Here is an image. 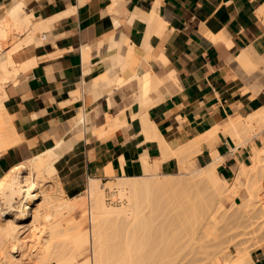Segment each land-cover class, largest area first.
I'll return each instance as SVG.
<instances>
[{"label": "crops", "instance_id": "crops-1", "mask_svg": "<svg viewBox=\"0 0 264 264\" xmlns=\"http://www.w3.org/2000/svg\"><path fill=\"white\" fill-rule=\"evenodd\" d=\"M263 6L264 0H33L29 10L37 20L57 18L51 33L39 34L41 42H31L16 54L18 63L35 64L6 88L7 113L21 141L0 155V175L55 146L59 138L81 132L73 125L86 107L90 121L83 123L85 137L92 124L106 125L107 114L117 115L125 108L128 125L64 151L57 167L72 174L65 183L68 191L82 190L89 176L106 180L107 166L139 175L143 157L160 161V175L178 173L182 163L206 165L213 159L208 148L179 157L169 145L182 148L183 140L194 141L216 130L236 109L244 113L264 106V89L252 99L250 91L245 95L253 80L237 62L241 50L257 42L264 52V16L258 12ZM110 39L119 45L111 46ZM117 59L125 65L119 66ZM145 71L158 86L149 91V96L154 93L149 108H141L136 99L140 87L134 76ZM105 73L132 79L113 86L110 98H97L86 84ZM141 114L165 119L157 131L169 144L160 136L147 138ZM225 135L218 133L221 141L215 150L224 157L220 173L231 174L238 157L231 151V136Z\"/></svg>", "mask_w": 264, "mask_h": 264}, {"label": "bare ground", "instance_id": "bare-ground-1", "mask_svg": "<svg viewBox=\"0 0 264 264\" xmlns=\"http://www.w3.org/2000/svg\"><path fill=\"white\" fill-rule=\"evenodd\" d=\"M31 3L33 0H0V155L21 141V137L13 127L12 119L7 113L6 88L12 82H19L20 73L35 64V62L20 64L15 61L14 55L31 42H41L37 32L51 33L52 22L57 18L37 20L34 13L29 10ZM116 3H113L114 6H117ZM107 8L110 10L109 7ZM258 12L264 16V6ZM21 32H26V37L23 35L20 42L13 43L11 35H18ZM113 40L110 39L112 42L110 44L114 47L122 42L121 38L117 41L118 43ZM119 49L121 50V48ZM131 52L130 49L128 53ZM88 53V50L84 52L86 60ZM126 53L124 55H130ZM120 55L123 56L121 53ZM124 57L123 60L127 61L128 57L125 59ZM114 59L116 60V55ZM121 59H117L118 65L124 66L125 62ZM237 62L244 74L253 80V85L244 89L247 97L249 96L248 92H251L249 98L252 99L264 89V52L260 42L242 49L240 56L237 57ZM127 63L129 62L127 61ZM112 70L109 73L113 75L116 69L113 73ZM110 74L105 73L94 81H88L87 91H92L97 98L102 95L110 98V90L113 86L125 84L127 80L132 79H115L114 75ZM134 77L139 80L140 87V93L136 99L141 108H149L154 103L152 100L154 93L152 92L153 94L149 96V91H157V83L146 71L141 75L136 74ZM178 108L173 116L177 117L176 113L180 111V107ZM128 112V109L125 108L120 110L117 115L107 114V124L100 127L92 124L88 128V136L85 137L82 132L76 131L67 138H59L55 146L35 152L30 160L20 163L4 173V177L0 178V264H37L33 261L36 258L40 262H48L55 256L49 248L40 254L39 252L42 251L40 248H30L29 242L21 236V224L18 219L19 215L26 212H30L34 224H39L41 227L39 232L32 235V243L36 245L41 242L43 234H50L53 241L58 240L60 234L66 231L64 226L67 228L66 223L70 221L68 219L70 213L78 206L84 211L81 219L69 229L71 232L69 244L72 249L59 256V264H175L178 261L176 259H181L179 258L181 255L182 259L184 257L191 258L190 261L187 260L188 262L185 258L182 261L179 260L181 262L185 260V264H190L199 256L203 260L199 259L201 257L197 258L199 263L204 264L208 259H203L205 255L203 252L209 248L205 238L207 237L208 242L209 239H211L210 242L216 239L217 225L219 227L224 218V223L228 221L227 223L230 224L229 220L231 219V224L233 221H239L241 224L242 220H245L248 225L246 223L241 226H256L258 229H264V221H261L264 218L263 105L247 114L236 109L235 114L217 124L216 130H207L194 141L183 140L182 148L169 145L173 148L174 154L179 157L185 152L197 153L205 147L208 148L213 159L204 166L182 163L178 173L160 175L158 174L160 161L156 159L154 163H151L148 157H143V166L139 175L129 176L107 166L106 176L111 178L107 183L97 176H89L84 188L88 194L86 201L81 198L84 196L83 189L66 190L65 182L53 164V160L61 156L66 149L90 141L92 136L101 138L117 128L126 127ZM89 113V107L82 110L74 120L73 128L77 129L79 124L85 123ZM130 114L135 115L132 112ZM140 117L142 129L147 138L152 135L160 136L162 142L169 144L167 139L159 135L157 131L158 124L165 119L155 120L146 114H141ZM180 129L182 130V127ZM219 132L231 136L232 152L239 147L246 148L244 152L236 154L238 164L234 166L231 174L220 173V165L223 164L224 157L215 150V146L220 140ZM257 139H260L262 144H258ZM169 155L168 152H164V158H168ZM247 158L250 159V163L246 162ZM121 165L120 167H122ZM186 170H190L195 175L184 178ZM241 192L244 193V197ZM72 196L78 197L79 201H75ZM161 212L167 213L166 221L159 222ZM220 215H222L221 219ZM225 215L226 217L222 219ZM227 223L225 226L223 224V229L226 232L231 230L228 229ZM232 226L234 225L232 224ZM232 226L230 227L232 228ZM207 229L213 230V233H209ZM235 229L233 227L231 234L242 233L238 231V226ZM182 230L185 231L182 232ZM184 232L185 234H183ZM214 233L216 235H213ZM242 234L237 237H244L246 232ZM196 235L199 241L197 240L195 243L192 241L197 237ZM232 235L231 240L233 241L234 234ZM237 237L235 235L237 240H234V243L231 241L233 245H237L236 250L227 249L231 256L229 253L228 255L225 253L226 256L224 255L223 259H219L218 262L229 260L231 262H228L231 264H264V250L259 245V240L251 237L243 243L241 242L240 245V241L243 240L241 238L239 241ZM201 239L205 241V244ZM236 241H239V246L238 242L235 244ZM198 242L204 244L206 248L203 250L204 247L202 248ZM191 244H193V248ZM242 245L244 246L242 247ZM88 246H90L91 255L86 260H79V255L89 250ZM177 246H183V249ZM190 246L191 249L188 250ZM186 249L189 257L185 256ZM177 250L179 251L177 252ZM199 250L202 255L199 254ZM175 251L177 255L180 254L178 258ZM234 252L237 253L235 256ZM194 253L196 256L194 255L193 259ZM212 258L209 260L210 264L214 262ZM197 259V264H199ZM194 261L192 264L196 262Z\"/></svg>", "mask_w": 264, "mask_h": 264}, {"label": "rangeland", "instance_id": "rangeland-1", "mask_svg": "<svg viewBox=\"0 0 264 264\" xmlns=\"http://www.w3.org/2000/svg\"><path fill=\"white\" fill-rule=\"evenodd\" d=\"M30 9V8H29ZM45 32V31H44ZM40 33H42L43 34V32H37V35H39ZM22 35V36H21ZM23 35H24V37H26V32H21L20 34H12L11 35V37L13 38V43H17L16 41H21V39L23 38ZM22 37V38H21ZM15 38V39H14ZM20 38V39H19ZM15 40V41H14ZM18 42V43H19ZM25 46H27V45H25ZM24 46V47H25ZM23 48V47H22ZM17 54V53H16ZM16 54L14 55V58H15V60H16V62H18V60H17V58H16ZM129 78H131V77H129ZM129 78H127V79H129ZM251 110H253V109H249V110H246L247 112H244V114H247L249 111H251ZM90 121V118L88 117L87 119H86V122L88 123ZM78 129H80L81 130V132H82V130H83V124H79V126H78V128H77V130ZM257 142H258V144H262V142H261V140L260 139H257ZM241 149H246V148H244V147H240ZM234 153L235 154H237V150H234ZM63 156V155H62ZM62 156H58L56 159H54L53 160V164L57 167V162L61 159V157ZM246 162H248V163H250V159L248 158L247 159V161ZM57 169H58V171H59V173L61 174V176H62V178H63V176H64V180H65V183L67 182L68 183V181H69V179L71 178L70 176H72V174H71V172H69L68 170L69 169H64L65 171H63V172H61L60 171V169L57 167ZM7 172V171H6ZM185 173V174H184ZM183 174H184V178L185 177H193L194 175H195V173H191V171L190 170H186L185 172H184ZM194 174V175H193ZM183 176V175H182ZM181 176V177H182ZM4 177V174H1L0 175V178H3ZM160 177H163V176H160ZM111 178L110 177H108L106 180H103V179H101L102 181H104L105 183H107L109 180H110ZM88 180H89V178L86 180V183L88 182ZM86 186V185H85ZM85 186H84V188H85ZM68 187V186H67ZM67 187L65 186V189L67 190ZM83 188V194H84V196L83 197H81L82 199H84L85 201L87 200V191L85 190ZM70 191V190H69ZM241 195L244 197L245 195H244V193L243 192H241ZM73 198H74V200L75 201H79V198L77 197L76 198V196H72ZM80 198V199H81ZM83 212L84 211H82V209L78 206V208H76L73 212H71L70 213V215H69V218L68 219H70V221L69 222H67L66 223V225H67V228H66V226H64L65 227V229H66V231H64V232H62L61 234H60V236H59V239L58 240H54L53 241V239H52V236L50 235V234H43L42 236H43V238H41V242H39L38 244H36V245H34L33 243H32V238H33V233H35V232H39V230H40V225L39 224H34V221H33V218L31 217V213L30 212H26L25 214H23V215H19V223L21 224V236L24 238V239H26L29 243H28V246L30 247V248H32V247H34V248H40L42 251H40L39 253L40 254H42L44 251H46V249H51V253H53V254H55V256L52 258V259H49V261L48 262H40L39 261V259L38 258H36V259H34L33 261L35 262V263H37V264H59V259H60V255L62 254V253H66V251H69V250H71L72 248H71V246H70V244H69V241H70V231H69V229H71V226L74 224V223H76L77 221H79L80 219H81V217H82V215H83ZM223 214V213H222ZM166 215H167V213L166 212H161V215L159 216V222L161 221V222H163V221H166L167 220V217H166ZM224 215V214H223ZM221 216L222 215H220V219H221ZM230 215H228V217H229ZM224 217H226V215L225 216H223L222 217V219L224 218ZM230 218V217H229ZM218 219H219V217H218ZM225 219V218H224ZM223 219V222H221V224H220V222H219V227H218V225H217V228H218V234H217V237L216 236H212V237H216V239H214V240H216V241H214L213 239V241L212 242H210L211 241V239H209L210 241L208 242L207 241V237L205 238V240H206V245H208L209 246V248L208 249H206V250H204L206 247H204V242L205 241H203L202 239V243H204L203 245L202 244H199V243H201V242H198V244L199 245H202L201 247L203 248V250H204V252L203 253H205V255H204V257H203V259H208V260H206L207 262H205L206 264H210V261L209 260H211V258L212 257H214V258H212L213 260L212 261H214V262H212V263H215V264H231V263H229V262H231V261H224V260H221V262L219 263L218 261H219V259H223L222 257L225 255L226 256V254L225 253H227V255H228V253H229V255L231 256V254H230V251H235L236 250V248H237V245L235 246V245H233L232 243H231V236H233L232 234H234V237H232L233 238V241L234 240H237L236 238H235V235H236V237L237 236H239V235H241L243 232H246V235L244 236V237H241V238H238V240L240 241V239L241 240H243V241H240V245H241V242L243 243L244 241H246L248 238H251V237H253V238H256V239H258L259 240V245L261 246V248L264 250V229H258L256 226L254 227V226H251V227H248L247 225H248V223L247 222H245V220H242V225H244V224H246L247 223V225H245V226H241V224H240V222L239 221H233V225L234 226H232V224H231V219L229 220L228 218V220H229V223L231 224H228L227 222H225L224 223V220ZM226 219V220H227ZM15 220H17V219H15ZM217 221H220V220H217ZM222 221V220H221ZM261 221L263 222L264 221V218L263 219H261ZM238 222H239V224H238ZM244 222V223H243ZM216 224H217V222H215ZM226 223L228 224L227 226H229V228L228 229H231V230H233V227H234V229H235V227H237L238 226V231H241L242 233H240L239 232V234H235V233H232L231 234V230H227L228 232H226L223 228H224V226L226 225ZM234 223H236V224H238V225H235ZM223 224H224V226H223ZM213 225H214V223H213ZM240 225V226H239ZM223 226V227H222ZM230 226H232V228L230 227ZM248 228H247V227ZM215 227V226H214ZM214 227H211L212 229L214 228ZM240 227V228H239ZM243 227V228H242ZM216 228V227H215ZM214 228V229H215ZM216 228V229H217ZM188 229V228H187ZM225 229H226V227H225ZM176 230V229H175ZM185 230H186V228H185ZM185 230H182V232L183 231H185ZM189 230H191V228H189ZM208 231H209V233L211 232V233H213L212 231H210L211 229H207ZM188 231V230H187ZM237 231V232H238ZM177 232V231H176ZM176 232H174L175 234H177ZM215 232H216V230H215ZM235 232H236V229H235ZM179 233H180V231H179ZM183 234H185V232L183 233ZM188 234V233H187ZM173 235V234H172ZM181 235H182V233H181ZM180 235V236H181ZM197 235H198V233H197ZM196 235V236H197ZM200 235V234H199ZM213 235H216L215 233L213 234ZM243 235V234H242ZM175 236V235H174ZM186 236V235H185ZM179 237V236H178ZM182 237V236H181ZM201 237H203V236H201ZM201 237H199V238H201ZM177 238V237H176ZM192 238V237H191ZM198 238V236L197 237H195L194 239H193V241L192 242H194L195 241V243H196V241L198 240L197 239ZM204 238V237H203ZM235 238V239H234ZM174 239H175V237H174ZM179 239L181 240V238L179 237ZM196 239V240H195ZM184 240V239H183ZM183 240H182V243H183ZM188 240V239H187ZM177 241V240H176ZM189 241L191 242V240L189 239ZM188 241V242H189ZM199 241V240H198ZM232 241V242H233ZM239 241H236V243L235 244H237V242H238V246H239ZM235 242V241H234ZM233 242V243H234ZM175 243H177V242H175ZM185 243V242H184ZM187 243V242H186ZM185 243V244H186ZM194 243V244H195ZM178 244H180V243H178ZM184 244V245H185ZM212 246H211V245ZM182 245V244H181ZM190 245V244H189ZM193 244H191V246H192ZM176 246V245H175ZM191 246L188 248V250L189 249H191ZM198 246V245H197ZM228 246V247H227ZM244 245H242V247H243ZM177 247H179V246H177ZM183 247V246H182ZM182 247H179V248H181V249H183ZM185 247V246H184ZM194 246H192V248H193ZM227 247V248H226ZM178 248V249H179ZM196 248H198V247H196ZM88 249L89 250H86L83 254H80L79 255V260H86L87 259V257L88 256H90L91 255V250H90V246H88ZM195 249V248H194ZM227 249H230V251L229 250H227ZM174 250H175V248H174ZM196 251H197V249H195ZM208 250H210V251H212L211 253H210V251H209V253H207L208 252ZM179 250H177V252H178ZM186 251H187V249H186ZM195 251V252H196ZM227 251V252H226ZM176 252V251H175ZM177 252H176V255H177ZM193 252V251H192ZM192 252H190L191 254H192ZM68 253V252H67ZM181 253H182V251H181ZM184 253H187V254H185V256H187L189 253H188V251L187 252H184ZM198 254V253H197ZM199 254H201L202 255V253H201V250H199ZM234 254V256L237 254L236 252H234L233 253ZM178 255H180V254H178ZM178 255L176 256L177 258H178ZM194 255H195V253L193 254V259H194ZM196 256V255H195ZM199 256V255H198ZM188 257H189V255H188ZM192 257V256H191ZM199 257H201V256H199ZM199 257H197V258H199ZM179 258H181V259H176V260H183L182 259V255H181V257H179ZM196 258V259H197ZM225 259H226V257H224ZM230 258V257H229ZM186 259V258H185ZM196 259H195V261H196ZM199 259H201L202 260V257L201 258H199ZM199 259H197L198 260V263H199ZM228 259V258H227ZM187 260H191V258L189 257V259H186V262H188ZM204 260V261H205ZM231 260V259H230ZM176 261V263L177 264H181V263H183V264H185V260H184V262H181V261ZM194 261V260H193ZM192 261V262H193ZM194 261V262H195ZM203 261V260H202ZM209 261V262H208ZM192 262L190 263V264H192ZM175 263V264H176ZM196 264H197V261L195 262ZM194 263V264H195ZM204 263V264H205ZM211 263V264H212ZM189 264V263H188ZM199 264H201V263H199ZM203 264V263H202Z\"/></svg>", "mask_w": 264, "mask_h": 264}]
</instances>
